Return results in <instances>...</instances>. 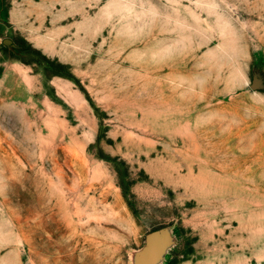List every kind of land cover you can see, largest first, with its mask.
<instances>
[{"label":"rangeland","instance_id":"obj_1","mask_svg":"<svg viewBox=\"0 0 264 264\" xmlns=\"http://www.w3.org/2000/svg\"><path fill=\"white\" fill-rule=\"evenodd\" d=\"M0 264H264V0H0Z\"/></svg>","mask_w":264,"mask_h":264}]
</instances>
